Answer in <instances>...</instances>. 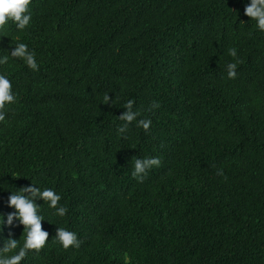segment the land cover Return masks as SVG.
Returning <instances> with one entry per match:
<instances>
[{"label": "trees", "instance_id": "obj_1", "mask_svg": "<svg viewBox=\"0 0 264 264\" xmlns=\"http://www.w3.org/2000/svg\"><path fill=\"white\" fill-rule=\"evenodd\" d=\"M249 2L32 0L25 30L0 28V55L24 42L39 64L0 66L17 97L0 124V213L33 183L68 210L37 199L48 241L21 264H264V31ZM129 99L147 131H119ZM137 157L160 160L143 182ZM59 227L80 247L63 249ZM9 236L22 245L23 225L0 247Z\"/></svg>", "mask_w": 264, "mask_h": 264}, {"label": "clouds", "instance_id": "obj_2", "mask_svg": "<svg viewBox=\"0 0 264 264\" xmlns=\"http://www.w3.org/2000/svg\"><path fill=\"white\" fill-rule=\"evenodd\" d=\"M32 0H0V28L7 25L8 21H12L17 31L22 32L31 22V13L29 5ZM244 13L249 18L256 21V27L260 31H264V0H250L244 6ZM15 47L6 54L0 55V66L7 65L10 57L12 59H20L24 64L33 71L39 70V64L36 59L34 50H30L24 42L14 43ZM228 53L234 59L237 58V50L231 48ZM239 60L230 62L226 66L227 77L235 79L236 68ZM17 102L16 94L13 91L12 81L9 79L7 72L0 71V124L7 123L8 108L7 105ZM103 103H112V99L108 93L103 97ZM132 99H129L125 104V111L119 118L125 121L119 131L124 132L127 124L137 121L139 113L133 110ZM153 108L159 107L158 103L152 105ZM138 126L147 131L151 125L150 119H140L137 121ZM160 160L157 157H137L133 164L131 175L138 182H143L147 171L153 166H159ZM218 175H223L221 170H217ZM37 199L47 202L49 208L54 209L56 215L63 217L67 214V207L60 205L61 196L53 188H41L37 184H32L27 187L20 188V191H10L7 197V206L13 211L7 213L6 218L3 213H0V230L5 225L13 226L15 220L20 225H23L24 239L22 245L17 239L9 238L3 242L0 247V264H21L28 255L30 250L39 251L48 241V232L42 230L41 221L44 220L39 212ZM56 240L60 246L67 250L69 247L79 248L81 241L75 232L66 228L59 227L56 229Z\"/></svg>", "mask_w": 264, "mask_h": 264}]
</instances>
